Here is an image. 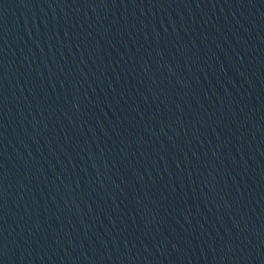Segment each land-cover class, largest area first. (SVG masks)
I'll return each instance as SVG.
<instances>
[{
	"label": "water",
	"instance_id": "water-1",
	"mask_svg": "<svg viewBox=\"0 0 264 264\" xmlns=\"http://www.w3.org/2000/svg\"><path fill=\"white\" fill-rule=\"evenodd\" d=\"M0 264H264V61L211 0H0Z\"/></svg>",
	"mask_w": 264,
	"mask_h": 264
}]
</instances>
